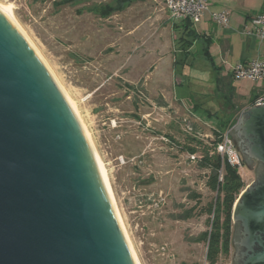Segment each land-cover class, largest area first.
Returning <instances> with one entry per match:
<instances>
[{"label": "rangeland", "instance_id": "1", "mask_svg": "<svg viewBox=\"0 0 264 264\" xmlns=\"http://www.w3.org/2000/svg\"><path fill=\"white\" fill-rule=\"evenodd\" d=\"M0 3L12 6L28 45L75 103L140 264H208L197 239L215 194L209 171L197 165L200 153L193 160L182 149L187 137L213 140L212 130L228 120L232 131L256 84H218L199 44L183 60L173 28L180 21L164 0ZM232 146L227 157L245 189L255 177Z\"/></svg>", "mask_w": 264, "mask_h": 264}, {"label": "water", "instance_id": "2", "mask_svg": "<svg viewBox=\"0 0 264 264\" xmlns=\"http://www.w3.org/2000/svg\"><path fill=\"white\" fill-rule=\"evenodd\" d=\"M0 264H132L70 111L1 16Z\"/></svg>", "mask_w": 264, "mask_h": 264}, {"label": "crops", "instance_id": "3", "mask_svg": "<svg viewBox=\"0 0 264 264\" xmlns=\"http://www.w3.org/2000/svg\"><path fill=\"white\" fill-rule=\"evenodd\" d=\"M222 12H227L228 16L225 27H219L212 19V14ZM261 13H264V0H207V10L198 23L201 26L205 24L206 30L191 23L189 28H186L184 26L186 21L173 27L174 40L178 39L175 38L176 33L180 34L181 38L183 37V48L179 50L182 53V59L186 60L187 57L184 55H189L190 50L199 44L200 55L215 71H218L214 74L223 81L232 82L231 69L236 64L264 59V30L262 35H258L255 30H249V21ZM188 35H194L193 42L186 40L185 37ZM215 60L219 64L217 69H215ZM255 96L256 89L254 88L248 108ZM247 111L248 109L245 112Z\"/></svg>", "mask_w": 264, "mask_h": 264}, {"label": "flooded vegetation", "instance_id": "4", "mask_svg": "<svg viewBox=\"0 0 264 264\" xmlns=\"http://www.w3.org/2000/svg\"><path fill=\"white\" fill-rule=\"evenodd\" d=\"M241 116L240 134L235 131L236 148L255 181L239 195L229 250L223 259L229 264H264V107H250ZM258 214L263 215L257 220Z\"/></svg>", "mask_w": 264, "mask_h": 264}, {"label": "trees", "instance_id": "5", "mask_svg": "<svg viewBox=\"0 0 264 264\" xmlns=\"http://www.w3.org/2000/svg\"><path fill=\"white\" fill-rule=\"evenodd\" d=\"M125 1L114 0V3L121 5ZM189 25L191 24L187 22L184 26L189 28ZM182 38L176 41V44H179V50L183 48ZM230 79H232L231 75ZM218 84L224 85V81L220 79ZM230 123L228 120L224 125L214 128L212 130L214 139L208 143L197 138L187 137L188 142L182 149L189 155L195 156L196 153H200L198 159L195 157L198 160L197 165L199 168L209 171L206 186L215 194L213 200L203 210V213L208 216L207 230L202 232L197 239L198 242L206 245L205 260L208 264H217L221 258L228 254L232 234V208L238 195L245 187L239 173L238 163L232 162L227 157V153L221 155L217 152V147L222 142L223 135L228 130ZM193 198H196L195 195Z\"/></svg>", "mask_w": 264, "mask_h": 264}, {"label": "built area", "instance_id": "6", "mask_svg": "<svg viewBox=\"0 0 264 264\" xmlns=\"http://www.w3.org/2000/svg\"><path fill=\"white\" fill-rule=\"evenodd\" d=\"M164 3L173 21H186L191 24H198L207 10V0H164ZM212 19L219 27H225L228 22L227 12L212 14ZM249 30H255L258 35H262L264 13L249 21ZM231 78L234 82L247 80L255 83L256 96L250 107L264 106V59L236 64L231 69ZM227 135L228 132L223 135L222 142L217 147V152L221 155L233 148L232 140ZM190 158L194 160L195 156L191 155Z\"/></svg>", "mask_w": 264, "mask_h": 264}, {"label": "bare ground", "instance_id": "7", "mask_svg": "<svg viewBox=\"0 0 264 264\" xmlns=\"http://www.w3.org/2000/svg\"><path fill=\"white\" fill-rule=\"evenodd\" d=\"M0 16H1V18L4 19V21L10 27H12V29H14V31H16V33L19 35V37H21V39L26 43V45H28L27 41L24 38L25 34H24L22 28L20 27V25L18 24V22L14 18L12 6L3 5L2 3H0ZM28 47L31 50L32 54L35 56V58L38 60V62L42 66V68L48 74L53 85L55 86L58 93L62 97L64 103L66 104V107L70 111V113H71V115L75 121V124L81 133V137H82L84 144L86 146L89 158L91 160V163H92L93 169L95 171L97 180L99 182L101 191L103 193L105 202H106L107 207L110 211V214L114 220V223L118 229V232L122 238V241L125 245V248L128 252V255L130 257V260H131L132 264H140L136 254H135V251L132 247L130 239L128 238V235L124 229L123 221L119 215V211H118V208L116 206L115 198H114V195L112 192V188L110 185V181L108 178L107 171H106L100 157L98 156L97 152L95 151L91 140L88 137V133L86 132L85 127L83 126V123L81 121L79 113L76 109L75 103L68 97L67 92L62 88V86L60 84H58V82L56 81L53 74L49 71L48 67L46 65H44V63L39 60V57H37V54L34 53L35 50L32 51V49L29 45H28Z\"/></svg>", "mask_w": 264, "mask_h": 264}]
</instances>
